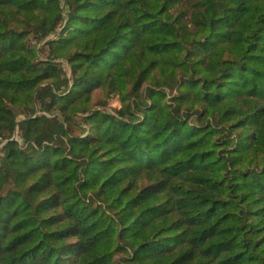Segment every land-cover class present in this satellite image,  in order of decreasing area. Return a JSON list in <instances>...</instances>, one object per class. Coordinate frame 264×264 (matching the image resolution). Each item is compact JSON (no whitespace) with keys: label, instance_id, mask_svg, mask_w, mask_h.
Masks as SVG:
<instances>
[{"label":"trees","instance_id":"16d2710c","mask_svg":"<svg viewBox=\"0 0 264 264\" xmlns=\"http://www.w3.org/2000/svg\"><path fill=\"white\" fill-rule=\"evenodd\" d=\"M3 140L0 264H264V0H0Z\"/></svg>","mask_w":264,"mask_h":264},{"label":"water","instance_id":"95a60500","mask_svg":"<svg viewBox=\"0 0 264 264\" xmlns=\"http://www.w3.org/2000/svg\"><path fill=\"white\" fill-rule=\"evenodd\" d=\"M16 137H17V129H15L14 134H13L11 140H15ZM6 141H7V140H3V141L0 143V145L3 144V143H5Z\"/></svg>","mask_w":264,"mask_h":264},{"label":"rangeland","instance_id":"374dc122","mask_svg":"<svg viewBox=\"0 0 264 264\" xmlns=\"http://www.w3.org/2000/svg\"><path fill=\"white\" fill-rule=\"evenodd\" d=\"M110 103H111V105H116L117 104V100L116 99L115 100H111Z\"/></svg>","mask_w":264,"mask_h":264}]
</instances>
